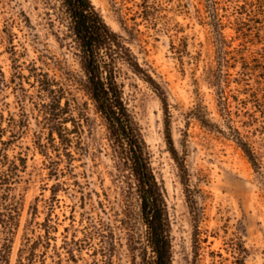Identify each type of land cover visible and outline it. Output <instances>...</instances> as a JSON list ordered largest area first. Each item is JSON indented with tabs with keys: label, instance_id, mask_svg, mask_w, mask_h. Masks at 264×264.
<instances>
[{
	"label": "rangeland",
	"instance_id": "1",
	"mask_svg": "<svg viewBox=\"0 0 264 264\" xmlns=\"http://www.w3.org/2000/svg\"><path fill=\"white\" fill-rule=\"evenodd\" d=\"M45 2L0 0V264H155L128 147L73 88L45 116L35 75L59 74L49 58L80 73L52 35ZM91 2L166 99L121 68L142 166L165 202L172 264H264V115L247 94L258 74L247 73L248 86L238 84L239 60L220 70L207 0ZM217 2L223 35L238 50L235 4ZM218 71L229 79L219 90ZM229 126L258 166L221 134Z\"/></svg>",
	"mask_w": 264,
	"mask_h": 264
},
{
	"label": "trees",
	"instance_id": "2",
	"mask_svg": "<svg viewBox=\"0 0 264 264\" xmlns=\"http://www.w3.org/2000/svg\"><path fill=\"white\" fill-rule=\"evenodd\" d=\"M45 1L49 9L54 12L48 15L52 35L61 48L72 52L80 71V73L72 72L62 67L58 61L49 58L51 62L49 66H53L59 74L52 77L42 73L35 75L40 94L48 101L43 105L45 116L54 114L53 110L60 99L70 100L66 87L81 92L94 104L109 133L115 137L119 146L128 147L132 159L138 167L140 166L137 177L145 189L142 213L148 229V241L156 257L155 264H172L165 202L159 190L150 183L142 166L141 135L130 104L125 98L124 85L120 82L121 68L125 67L135 77L141 78L150 85L162 104L166 106L160 83L140 65L128 46L129 40L107 25L91 0ZM207 1L212 13L211 24L217 48L218 66L220 70L233 68L239 60L243 70L238 80L239 85L249 86L247 83L249 71L258 74L255 79L256 86L247 94L258 111L264 115V105H260L262 99L264 100V0H231L235 4V30L239 39L244 42L242 48L238 50L232 48V44L223 35V24L218 18L217 0ZM53 16L55 19L52 18ZM55 22L60 25L57 31H54ZM249 46L257 49L255 54L248 58L244 54ZM231 60L233 64L230 63ZM218 72L214 85L219 90L229 83V79L222 81L220 79L222 74ZM4 78L0 67L1 84H4ZM166 131L172 146L168 126ZM221 134L232 140L254 167L258 166V158L253 147L237 129L229 126L227 131H221ZM172 153L175 154L174 149Z\"/></svg>",
	"mask_w": 264,
	"mask_h": 264
}]
</instances>
